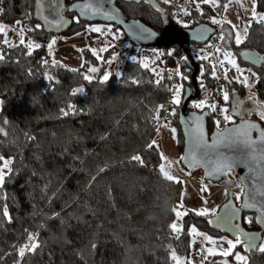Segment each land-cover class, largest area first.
I'll return each instance as SVG.
<instances>
[{
	"label": "trees",
	"instance_id": "obj_1",
	"mask_svg": "<svg viewBox=\"0 0 264 264\" xmlns=\"http://www.w3.org/2000/svg\"><path fill=\"white\" fill-rule=\"evenodd\" d=\"M64 1L65 15L72 19L71 28L63 33L68 34L86 23L69 9L81 0ZM231 1H190L184 10L198 24L217 21L226 36L234 34L232 25L222 21L225 4ZM250 1L257 15L246 25L242 42L237 45L232 37L222 40L220 54L231 50L239 68L253 71L255 97L264 103V62L253 69L240 59V52L249 50L264 61V0ZM115 4L125 18L138 20L154 32L161 31L164 21L178 27L173 7L162 0H117ZM0 8L1 23L14 27L19 21L25 43L41 44L32 50L10 41L13 46H9L0 35V156L13 160L11 178L0 188V264H189L191 225L224 233L211 223L210 215L193 213L183 216L179 233L170 227L180 206L181 185L160 173L162 158L153 143L156 128L152 126L166 97L165 84L139 78L121 82L114 71L103 79L107 61L113 57L110 51L104 52L94 78L85 79L89 66L99 64L87 52L79 69L57 68L49 80L47 45L57 35L34 22L33 0H0ZM183 24L178 28L198 25ZM112 35L124 38L118 27L106 36ZM171 51L179 56L183 49ZM196 63L200 93L198 79L210 84L212 70L205 61ZM145 71L149 77L151 69ZM180 72L183 97L186 88L192 90V71L186 65ZM228 77L230 98L244 84L232 71ZM76 89L83 92L73 94ZM182 97L169 124L175 129L179 165L187 169L182 164L184 139L178 123ZM192 104L190 111L206 110H196ZM62 110L69 114L63 115ZM208 116L207 136L228 126L222 122L217 127ZM5 206L10 222L2 215ZM30 233L36 234L39 247L21 258L19 249L29 243ZM244 258L241 264H264V252L259 250L244 253Z\"/></svg>",
	"mask_w": 264,
	"mask_h": 264
},
{
	"label": "water",
	"instance_id": "obj_2",
	"mask_svg": "<svg viewBox=\"0 0 264 264\" xmlns=\"http://www.w3.org/2000/svg\"><path fill=\"white\" fill-rule=\"evenodd\" d=\"M117 0H81L74 2L70 5V12L74 14L79 21L83 23H101L105 25H113L118 27L125 38L136 47L158 50L170 49H184L188 45H203L213 35L214 30L207 24H198L192 28L181 29L168 21H164L160 32H154L138 20H128L123 16L116 6ZM137 1V0H130ZM150 1V0H149ZM34 11L33 20L38 23L42 28L52 34L61 35L68 31L72 26V19L65 15V1L64 0H33ZM85 5H91V8L85 9ZM98 10V11H96ZM94 11L96 14H93ZM107 16H112L114 19H108ZM47 17V20L45 19ZM51 21V23H49ZM59 21L60 26L57 27L56 23ZM155 33V35H151ZM201 37V38H197ZM243 53V55H242ZM241 61L253 69H258L263 64V58L259 57L257 53L249 50L240 52ZM186 67V65H182ZM189 69L192 71L190 81L192 90L185 89L181 107L178 113V123L182 127V134L184 139V147L182 152V164L187 169L201 168L204 172L205 178L212 183L221 182L226 175L220 176L213 172L214 165L210 161H216V152L223 153L224 156L233 158L234 172L239 179L240 186L243 189L241 202L239 207V224L241 225V216L254 215L255 222L260 231L256 233L257 237L264 233V214H262V206H264V196L259 193L264 189V159H261L262 153L260 147L262 142L261 135L254 137V132L257 128L250 130V137L256 141L253 150H249L240 144H232L229 147H219L215 150L196 149L195 154L197 160H193L190 152L193 150V134L194 129H199L203 132V137L209 145L220 132H227L232 129H241V126L247 127L252 123L241 121L233 126H226L221 130H214L207 136V120L208 112L190 111V104L198 101L199 87L196 78L199 73L198 64L191 62ZM196 117H202L197 120ZM257 125V124H255ZM258 126V125H257ZM244 129H241L243 131ZM208 151L207 155L204 152ZM255 157V159H253ZM210 173H212L210 175ZM256 203L255 208L242 207L245 203ZM235 207V205H234ZM240 234L247 241L248 233L243 229L239 230ZM260 241V240H259ZM258 245H256L257 248Z\"/></svg>",
	"mask_w": 264,
	"mask_h": 264
},
{
	"label": "rangeland",
	"instance_id": "obj_3",
	"mask_svg": "<svg viewBox=\"0 0 264 264\" xmlns=\"http://www.w3.org/2000/svg\"><path fill=\"white\" fill-rule=\"evenodd\" d=\"M195 2L196 4L204 3L203 0H173L176 2L178 6L185 8L186 3ZM253 2L250 0H232L230 4L227 5L223 14V22L232 25V30L234 34L237 32L240 34L242 39L243 34L245 32L246 25L249 24L250 19L253 18ZM0 25H3L6 33L8 41L13 44L20 45V39H24V33L21 34L19 32V28L21 25H16L14 27H9L0 22ZM178 27H182L185 24L182 22H177ZM115 27L113 25H105L101 23H91L84 24L83 28L78 31H73V33L61 34L57 36H53L51 42L55 40V43L52 44V47L49 49V57L51 63L48 66V71L45 76L49 80H53L52 71L57 68H67L71 70L79 69L85 60V56L87 52L93 55L98 60V65L91 64L88 68L87 76L89 78L96 77L99 65L103 62V48L99 46H89L84 43V40L90 33L97 34L98 37L106 36ZM222 27V26H221ZM98 28L100 31H92L91 29ZM119 29V28H118ZM15 30V31H14ZM223 35V34H222ZM3 36V35H2ZM5 39V37L3 36ZM25 40V39H24ZM222 41V40H221ZM50 42V43H51ZM28 44H32L34 47V43L30 41L25 43L23 46ZM32 50V49H31ZM169 53L171 50H167ZM227 52L229 55L224 56V53ZM221 56L223 61L230 67H233L230 61H235V64L239 66L235 54L228 49H225L221 52ZM120 59L125 61L123 58H110L108 59V63L114 61L116 63V68L114 72L120 66ZM125 62H128L127 60ZM134 63H139V65L143 68L150 67V62L142 59H137ZM147 65V67H145ZM93 68L96 69L95 72L91 71ZM241 71L248 72V77L244 78L243 84L246 89L252 91L253 82L255 80V75L253 71L248 69L247 67L240 68ZM253 81V82H250ZM201 80L198 79V83L200 84ZM202 95V94H201ZM254 106L252 107L253 112L257 115L258 118L261 119V111H264V103L259 101L255 95L253 96ZM203 101L202 97L198 99V101L192 104L193 108L196 110H202L204 107V103L201 104V107L196 108L195 105ZM230 116V113L228 114ZM264 120V119H261ZM173 127L170 124L163 125L160 131L155 135L153 139V143L158 147L161 153V166L160 173L165 176V172L173 177L174 181H179L181 185L180 190V206L176 212H179L180 215L176 216L174 223L177 224V227L181 229L182 218L186 214L193 213L195 215L197 211L207 210V215H210V220L215 218H221L225 213L230 210V208H225L223 213H220L221 205L224 206L231 204L234 207V202L240 201V193L241 186L239 183V179L237 176H234L231 172L227 173L225 178L219 183H212L208 181L204 172L201 168L194 169H184L179 165L180 155H178L176 151V139H175V131H173ZM166 177V176H165ZM203 189V190H202ZM222 206V208H223ZM220 210V211H219ZM200 216V215H198ZM195 228V231H193ZM190 235V246L188 253V263L189 264H241L242 261H237L235 256L230 254L227 257L220 255L222 251L228 250V245L224 243V241L232 239V237L226 236L224 234H219L213 231L211 233L207 230L199 229L195 225H191L189 228ZM203 234L201 236L200 234ZM243 235V234H242ZM239 234L240 240L244 241V237ZM204 236L211 237L217 243H209L204 239ZM264 247V238L259 246ZM246 246L241 247L240 244H237L234 249H232V253L239 254L244 257V250ZM211 250L215 252V255H209L208 252ZM175 264H179L178 261Z\"/></svg>",
	"mask_w": 264,
	"mask_h": 264
},
{
	"label": "built area",
	"instance_id": "obj_4",
	"mask_svg": "<svg viewBox=\"0 0 264 264\" xmlns=\"http://www.w3.org/2000/svg\"><path fill=\"white\" fill-rule=\"evenodd\" d=\"M167 4L173 7L176 14V19L179 22L189 25L198 24L199 21L197 19L190 17L189 13L185 11L183 7L178 6L176 2H173V0H168ZM209 26L214 30V33L207 40V42L203 45L192 44L185 46L179 56H176L173 51L164 55L161 53V50L158 49H147L133 46L125 38V36L122 38L119 35L102 36L98 39L92 38L88 35L84 40V43L89 46H99L103 48L104 51H110L113 58L121 57L124 60L132 63H134L137 59L150 62V66L153 67H151L152 69L148 77V81L153 83H164L166 86L165 100L160 105L158 116L152 120V126L156 128V134L160 131L163 125L169 124V122L174 118L175 106L177 104L173 105L171 101L173 99L180 100L182 97L183 89L182 85L180 84V68L182 65H190L191 62L196 63L199 61H205L210 65L212 73V66L216 65L215 76L221 78L216 79L211 73L210 84H206L201 81L199 84V98L202 97L204 108L212 117L214 124H216V120H220L221 123L224 122V124H229L230 120H224L223 117L225 113L220 111L221 108L227 109L229 103V99L228 101H224L222 98L223 91H227L228 87V80L223 79V76H228L230 71H232L238 74L244 80V78L248 77V72L241 71V75L240 73L236 72L235 68L228 66L225 62L221 64V61H223L220 54L221 39L219 38L222 35L221 26L220 23H212ZM217 49H219V51H217ZM133 57H135V59H133ZM115 68L116 63L112 61L109 65L108 71L105 72L103 79H105V76L108 78L110 73L114 71ZM203 73L204 70L202 69L201 74ZM169 77L171 78L169 79ZM252 91L255 93L254 82ZM177 92L179 93V96H176ZM212 104H216L217 106L215 111H213L211 108ZM161 106L163 107L161 108ZM226 114H228V112Z\"/></svg>",
	"mask_w": 264,
	"mask_h": 264
},
{
	"label": "snow or ice",
	"instance_id": "obj_5",
	"mask_svg": "<svg viewBox=\"0 0 264 264\" xmlns=\"http://www.w3.org/2000/svg\"><path fill=\"white\" fill-rule=\"evenodd\" d=\"M164 2L167 3L168 0H164ZM203 2L204 3H208L209 0H203ZM213 3H214V0H213ZM91 7H92L91 5H85L84 6L85 9H88V8H91ZM225 7H227V4H225ZM96 11H98V10H96ZM2 12H3V9L0 8V13H2ZM93 14H96V12L94 11ZM105 15H106V18H108V19H114V17H112V16H107V14H105ZM256 15L257 14L255 13V11L253 9V16L255 17ZM45 19L47 20V17H45ZM261 19H264V17H262ZM216 22L217 21L213 20V23H216ZM49 23H51V21H49ZM19 24H20V22L17 21V25H19ZM56 26L57 27L60 26L59 21H57ZM37 27H39V25H37ZM32 30L33 29H28V31H32ZM91 30L92 31H100V29H98V28H93ZM24 31H25V29L23 27L19 28V32L21 34H23ZM245 32H246V29H245ZM0 35H3L5 37L3 42L5 44H9V41L6 38L7 37V33H6L3 25H0ZM151 35L154 36L155 33H152ZM229 37L234 38L235 43L237 45L242 42L240 34L238 32L235 35L233 33L229 32L226 36L225 35H221L219 38L221 40H226ZM197 38H201V37H197ZM54 43H55V40H53L51 43H49L47 45V47L50 49L52 47V44H54ZM20 44L21 45L25 44V40L23 38L20 39ZM9 46H13V45L9 44ZM27 47L29 49H31L33 47V45L32 44H28ZM34 47L36 49H39L41 47V44L36 43L34 45ZM102 50H104V49H102ZM217 51H219V49H217ZM27 54L31 55L32 54L31 50H29ZM228 55L229 54L227 52L224 53L225 57L228 56ZM242 55H243V53H242ZM2 59H3V56L0 55V60H2ZM133 59H135V57H133ZM47 62H48L47 60L43 61V63H47ZM230 62L232 63L233 67H235L236 72L240 73L242 75L239 66L235 64V61H230ZM223 63H224V61H221V64H223ZM145 67H147V65H145ZM215 68H216V65H213L212 66V69H213V73L212 74H213L214 78L220 79L221 77H216L215 76ZM91 71L95 72L96 69L93 68ZM170 78L171 77H169V79ZM85 79H89V77H85ZM105 79H107V76H105ZM223 79L228 80L229 77L227 75H224ZM79 92H83V89H76L73 94L79 93ZM176 96H179L178 92L176 93ZM222 98H223L224 101H228L229 93L227 91H223ZM248 98L249 99H254L253 96L251 95V93H250ZM171 103L173 105L179 104L180 100L179 99H173L171 101ZM203 103L204 102L201 101L200 103L196 104L195 107L199 108V107H201V104H203ZM162 107L163 106H161V108ZM211 108L213 109V111H215L216 108H217L216 104H212ZM236 108L237 109L239 108V103L236 105ZM220 111L225 113V115L223 117L224 120H230L231 119V117L226 114L228 112V109L221 108ZM68 114H69V112L63 111V115H68ZM260 115H261V119H264V111H261ZM196 119L197 120H201L202 117H196ZM215 123H216L217 127H219L221 121L220 120H216ZM257 127L258 126L255 125V124L247 125L246 128H245V126L242 125L241 129H244L243 131H241V129H232V130H229L227 132H220V133L217 134V137L213 140V143L211 145H209L207 143V141H205V139L203 137V132H202V130L199 129V126H198L197 129H194L193 150L190 152V156H191V158L193 160H197V157H196V154H195V150L196 149H206V150L211 151V150L218 149L221 146L222 147H229L232 144L243 145L244 147L248 148L251 151V150H253L254 146L256 145V141L251 139L250 130L251 129H255ZM173 131H175V129H173ZM260 140L262 142V145H264V132L261 133ZM150 147H151V145H150ZM259 150L262 153L261 159H264V146L260 147ZM207 154H208V151H205L204 155H207ZM216 156H217V160L216 161H210V163H213V165H214L213 172L216 175L224 176L227 173H230V172L234 171L235 165H234V162H233V158L224 156L223 153H220L218 151L216 152ZM132 159L137 161V162L143 163V161L141 160L140 156H134V157H132ZM253 159H255V157H253ZM0 161H3L2 165H0V188H2L4 183L6 182V179H10L11 178L12 171H13L12 168H11V165L13 163V160L12 159H6L3 156H0ZM164 174H165V176H166V178L168 180H173L172 176L168 175L166 172ZM211 174L212 173H210V175ZM177 182H179V181H177ZM259 194L261 196H264V189H262ZM242 207L255 208L256 207V203H254V202L253 203H245V204L242 205ZM225 208H230L231 209L223 217L225 222H227L230 225L231 219H233L236 216V214L239 212V209L238 208H232L231 204L225 205ZM196 214L200 215V216L207 215V210L197 211ZM262 214H264V206H262ZM2 215H3V217H7L9 222L11 221V217L9 216L8 208L6 206L2 209ZM58 215L59 214H57V216ZM175 215L179 216L180 213L179 212H175ZM262 222H264V221H262ZM170 227H171V229L173 231L179 233L180 229L177 227V224L173 223V224L170 225ZM193 231H195V228H193ZM200 235L203 236L202 233ZM35 239H36V234L35 233H30L29 236H28L29 243L25 244L23 247H21L19 249V255H20L21 258L24 257L26 252H33V251L36 250L37 247H39V245L34 242ZM204 239L207 240L209 243H213V244L217 243L215 240H213L211 237H208V236H204ZM224 243H226L228 245V250L227 251H222L220 253V255H222L224 257H227L228 255L232 254V255L235 256V259L237 261H244V259H245L244 257L240 256L239 254L232 253V251H231L232 249H234L236 247L237 244H243L244 243V241L240 240L239 235L236 237L235 240L229 239V240L224 241ZM92 247L95 248V244H93ZM255 247H256L255 244L250 243L248 248H246L245 250L248 251V250H250L252 248H255ZM258 250L261 251V252H264V247H260ZM208 254L209 255H215L216 253L212 252L211 250H209ZM173 259L174 260L178 259L175 256V253H173Z\"/></svg>",
	"mask_w": 264,
	"mask_h": 264
},
{
	"label": "flooded vegetation",
	"instance_id": "obj_6",
	"mask_svg": "<svg viewBox=\"0 0 264 264\" xmlns=\"http://www.w3.org/2000/svg\"><path fill=\"white\" fill-rule=\"evenodd\" d=\"M170 50H173V49H170ZM254 82H255V80H254ZM250 93L252 96L255 95L254 93H252L251 91L246 89V87H244V85L240 86L237 89L232 91L231 97L229 98L228 107H227L228 112L230 113V117H231L228 126L236 125L241 121L242 122L247 121V122H250L252 124H257L259 128L257 129V131L254 132V137H256L257 135H261V133L264 132V120H261L260 118H258L257 115L255 114V112H253L252 107L254 106V102L252 101V99L248 98ZM238 103H239V108L237 109L236 105ZM231 173L234 176H236V174L234 172H231ZM242 193H243V189L241 187L240 201H239V203L235 202L234 203L235 207L232 206V208L239 207L240 202H241ZM222 206L223 205H221L220 210L221 209L222 210L220 213H223V211L225 210V204H224L223 208H222ZM226 213L224 211L222 219L214 217L211 220V223L216 227V229L220 230L226 236L232 237L234 239H236V237L240 234L239 230L243 229L244 231H246L248 233L247 241H244V243L240 244V246L241 247L246 246V248H248L250 243L258 245L257 248L255 247V248H252L248 251L244 250V253L249 254L250 252L257 251L259 249V246H260L263 238H264V233H262L260 236L257 237L256 233H258L260 231V229L256 225L254 215L243 214L240 218L241 225L239 224V226H238L239 213H237L236 216L233 219H231L230 225L227 222H225V220L223 219V217L225 216Z\"/></svg>",
	"mask_w": 264,
	"mask_h": 264
},
{
	"label": "crops",
	"instance_id": "obj_7",
	"mask_svg": "<svg viewBox=\"0 0 264 264\" xmlns=\"http://www.w3.org/2000/svg\"><path fill=\"white\" fill-rule=\"evenodd\" d=\"M125 61L123 62V60L120 59V66L114 72L119 77L121 82H126L132 78H139L140 80L147 81L148 74L146 73L144 67L142 68L139 63Z\"/></svg>",
	"mask_w": 264,
	"mask_h": 264
}]
</instances>
